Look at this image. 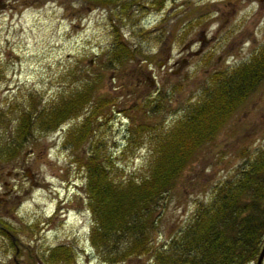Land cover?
<instances>
[{"label":"rangeland","instance_id":"1","mask_svg":"<svg viewBox=\"0 0 264 264\" xmlns=\"http://www.w3.org/2000/svg\"><path fill=\"white\" fill-rule=\"evenodd\" d=\"M160 1L116 0L115 6H105L90 0H0L5 133L20 106L36 110L95 82L77 116L52 130H35L16 157L0 162V264H64L45 258L58 245L70 247L68 264H109L90 242L93 221L77 159L87 155L90 143L100 142L116 178L146 175L155 144L173 129L200 85L217 70L229 74L249 63L264 45V3ZM114 32L134 50L133 58L120 64L106 61ZM158 89L166 92L164 106L143 115L136 103L143 95L153 98ZM97 98L107 99L104 116L94 120L87 139L78 141L75 130ZM262 148L264 77L214 139L196 151L179 186L166 195L153 245L168 240L208 187ZM9 236L19 241V254L13 255ZM118 264L152 263L131 257Z\"/></svg>","mask_w":264,"mask_h":264},{"label":"trees","instance_id":"2","mask_svg":"<svg viewBox=\"0 0 264 264\" xmlns=\"http://www.w3.org/2000/svg\"><path fill=\"white\" fill-rule=\"evenodd\" d=\"M90 1L116 5V0ZM133 56L134 50L114 32L107 63L120 64ZM236 69L229 74L215 71L214 78L208 77L200 85L197 97L184 103L173 129L155 144L146 175L116 178L100 142L90 143L87 155L77 159L85 172L82 188L93 221L90 242L103 262L118 264L131 257H146L152 264H255L264 243V148L243 159L232 175L208 187L206 197L195 200L189 216L164 244L155 246L151 238L166 195L179 186L178 180L196 159V151L214 139L263 79L264 45L249 63ZM93 83L86 81L73 93L36 110L30 104L20 106L16 123L7 133L0 125V162L16 157L35 130H52L66 118L77 116L90 98ZM165 96L161 89L153 98L143 95L136 109L143 115L155 113L164 106ZM106 102V98H97L91 103L75 130L76 140L90 136L94 120L104 116ZM2 118L0 112V124ZM137 127L141 130L144 126L139 123ZM72 257L70 247L63 245L45 255L47 261L64 264Z\"/></svg>","mask_w":264,"mask_h":264},{"label":"flooded vegetation","instance_id":"3","mask_svg":"<svg viewBox=\"0 0 264 264\" xmlns=\"http://www.w3.org/2000/svg\"><path fill=\"white\" fill-rule=\"evenodd\" d=\"M259 3H264V0H256ZM8 233V232H7ZM5 233V234H7ZM11 240V245L13 247V255L19 254L20 252V243L17 239L13 238L12 236H9ZM14 259V258H13Z\"/></svg>","mask_w":264,"mask_h":264},{"label":"water","instance_id":"4","mask_svg":"<svg viewBox=\"0 0 264 264\" xmlns=\"http://www.w3.org/2000/svg\"><path fill=\"white\" fill-rule=\"evenodd\" d=\"M263 256H264V243H263V245L259 251V254L256 258L255 264H261Z\"/></svg>","mask_w":264,"mask_h":264}]
</instances>
